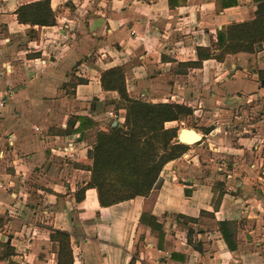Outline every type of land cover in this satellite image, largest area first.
I'll return each mask as SVG.
<instances>
[{
	"label": "crops",
	"instance_id": "0c3cea01",
	"mask_svg": "<svg viewBox=\"0 0 264 264\" xmlns=\"http://www.w3.org/2000/svg\"><path fill=\"white\" fill-rule=\"evenodd\" d=\"M35 1L0 0V264H57L53 228L71 234L74 264L133 257L135 264H264V108L256 107L264 104V42L223 62L205 60L193 69L197 80L178 65L196 60L198 46L216 44L229 24L257 17L264 0L226 9L220 0H51L56 25L20 23L17 9ZM114 66L125 68L132 98L201 103L200 162L189 164L190 153L168 162L151 202L165 232L161 246L140 223L145 197L102 206L96 188L82 191L92 171L69 159L92 161L88 135L111 121L110 112L126 115L119 93L101 85ZM238 99L252 105L244 120L223 109ZM78 116L96 125L68 133ZM68 140L77 144L72 156ZM223 221L232 223L234 250Z\"/></svg>",
	"mask_w": 264,
	"mask_h": 264
},
{
	"label": "trees",
	"instance_id": "16d2710c",
	"mask_svg": "<svg viewBox=\"0 0 264 264\" xmlns=\"http://www.w3.org/2000/svg\"><path fill=\"white\" fill-rule=\"evenodd\" d=\"M261 1V0H259ZM224 9L237 6L238 0H220ZM171 5V0H170ZM18 21L22 24L34 26H53L57 24V14L52 8L51 0H38L21 5L17 9ZM219 48L198 46L197 59L179 62V67L200 68L208 59L223 62L227 55L241 51L252 52L255 45L264 41V15L253 19L233 22L224 31L218 33ZM215 50H218L216 52ZM186 73V72H183ZM125 68L111 67L101 74V85L105 90H115L120 99L125 102V121L111 122L110 130H101L97 134V141L90 152L92 163L88 169L92 171L91 181L83 188L97 189L98 198L102 206H110L120 201L137 196L145 197L144 210L140 216V223L151 229L159 238V245L165 239L163 225L152 213L149 198L154 197L161 187L160 177L163 167L170 161L182 156L188 150V145L174 142L178 138L179 127L167 128V122L179 121L182 116L193 114L192 107L178 102H151L130 97L127 86ZM264 84V74L261 73ZM76 128H67L68 133L80 132L84 134L87 126H95L92 118L78 116ZM72 118L69 125L74 126ZM191 190L186 189V195ZM84 196H78L81 200ZM153 201V199H152ZM178 219L186 222H197L195 218L177 215ZM231 222H220V230L229 248L234 250L233 240L235 231ZM189 232L191 230L189 229ZM51 240L58 244L57 264H74V253L71 244V234L68 231L52 229ZM7 255L12 253L8 245ZM129 264H135L133 257Z\"/></svg>",
	"mask_w": 264,
	"mask_h": 264
},
{
	"label": "rangeland",
	"instance_id": "374dc122",
	"mask_svg": "<svg viewBox=\"0 0 264 264\" xmlns=\"http://www.w3.org/2000/svg\"><path fill=\"white\" fill-rule=\"evenodd\" d=\"M72 5L71 3H68L67 2V5ZM74 6V5H73ZM29 37H30V39H32V40H34V39H39V35H38V32H36L34 29H31L30 30V34H29ZM264 42V41H263ZM263 42L262 43H258V44H256L255 45V49H254V51L255 50H259L260 48H261V46H262V44H263ZM26 44V43H25ZM219 44H213L212 45V47H216V48H219V46H218ZM216 52H218V50H215ZM193 69L194 68H190V69H185V70H183V71H185L186 73H184V74H189L190 73V75H193L194 74V76H195V80H197L198 79V75H197V72H193ZM197 85V84H196ZM198 86V85H197ZM239 98V97H238ZM239 100V102H237V103H234L233 105H227V106H224L223 107V109H224V112H225V110H229V111H232L233 112V114L234 115H237V116H239L238 117V119L239 120H242L243 119V115H242V112L243 111H245V110H248V109H250V107L252 106V105H249V104H247V103H245L244 101H241V99H238ZM181 102H182V104H185V105H188V106H190V107H192L193 108V110H194V108H196V110H198V111H196V112H193V114H191V115H187V116H182L181 117V120H179L177 123H166V125L165 126H169V128H171V127H173L174 125H176V124H178V127H179V130L181 129V128H194L196 131H201L202 130V125H201V120H200V115H201V111H202V108H201V103L200 102H197V101H190L189 100V98H186L185 100H180ZM173 102V101H172ZM214 105H216V101H214ZM229 106V107H228ZM254 106H255V104H254ZM120 107L121 108H124L125 109V107H126V105H125V102H123L122 100H120ZM217 106H215V108H216ZM256 107L257 108H259V109H263L264 108V104L262 103L261 104V101H258L257 102V104H256ZM213 108H214V106H213ZM118 114V116H116V117H111L110 119H111V121L113 120V119H118V120H123L124 118H125V116H124V113H122V114H120L119 112L117 113ZM224 119V121L225 122H228V124L230 125L231 123H230V117L229 116H227V117H224L223 118ZM244 120V119H243ZM111 121L110 122H107V124L106 125H101V126H99L97 129H95V132L93 133V135L91 134L90 136L88 135V138L90 137L91 138V140L93 141V143L95 142V141H97V133L99 132V131H101V130H110V125H111ZM124 121H125V119H124ZM243 122V121H242ZM123 123V122H122ZM178 133H179V131H178ZM202 142H199L198 144H201ZM194 144H196V143H194ZM194 144H186V145H188L189 147H188V150H187V152H185L184 154H186V153H190V154H192V157H191V159H187L186 158V160H190V161H188L189 162V164H191V165H194V163L196 162V163H199L200 162V158L198 157V156H196L198 153H199V151H197V145H194ZM192 145V146H191ZM207 150H208V147L207 146H203V149H202V156L203 155H205L206 154V152H207ZM183 154V155H184ZM194 156V157H193ZM181 157V156H180ZM193 158H194V160H193ZM71 161H75V162H79V166H81V167H90V165H91V163H92V161H90V160H88V161H86L85 163H83V161H77L75 158H69ZM90 162V163H89ZM152 199H153V197L149 200V202H148V206H150V204L149 203H151L152 202ZM6 251V249H4L2 252H5Z\"/></svg>",
	"mask_w": 264,
	"mask_h": 264
},
{
	"label": "water",
	"instance_id": "95a60500",
	"mask_svg": "<svg viewBox=\"0 0 264 264\" xmlns=\"http://www.w3.org/2000/svg\"><path fill=\"white\" fill-rule=\"evenodd\" d=\"M255 15L260 16L264 15V1L257 5L255 10ZM117 124V121H114V125ZM202 139V136L194 128H181L178 133L177 140H174L178 143L188 144V140H192L194 143H198ZM190 142V141H189ZM192 143V144H194Z\"/></svg>",
	"mask_w": 264,
	"mask_h": 264
},
{
	"label": "built area",
	"instance_id": "2783aa9c",
	"mask_svg": "<svg viewBox=\"0 0 264 264\" xmlns=\"http://www.w3.org/2000/svg\"><path fill=\"white\" fill-rule=\"evenodd\" d=\"M117 115L114 114L113 112L109 113V117H116ZM39 127H36V130H39ZM64 152H66V155L72 156L77 152V144L75 140H68L66 141V144L64 145Z\"/></svg>",
	"mask_w": 264,
	"mask_h": 264
},
{
	"label": "bare ground",
	"instance_id": "6f19581e",
	"mask_svg": "<svg viewBox=\"0 0 264 264\" xmlns=\"http://www.w3.org/2000/svg\"><path fill=\"white\" fill-rule=\"evenodd\" d=\"M200 135V134H199ZM190 141V142H189ZM185 143H188V144H192L194 142H192V140H188V142H185Z\"/></svg>",
	"mask_w": 264,
	"mask_h": 264
}]
</instances>
